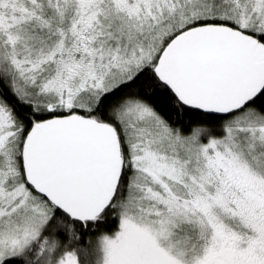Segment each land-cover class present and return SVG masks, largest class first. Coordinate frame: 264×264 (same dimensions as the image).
Wrapping results in <instances>:
<instances>
[{"label":"snow or ice","instance_id":"obj_1","mask_svg":"<svg viewBox=\"0 0 264 264\" xmlns=\"http://www.w3.org/2000/svg\"><path fill=\"white\" fill-rule=\"evenodd\" d=\"M0 264H264V0H0Z\"/></svg>","mask_w":264,"mask_h":264}]
</instances>
